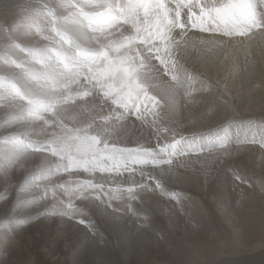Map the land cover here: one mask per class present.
<instances>
[{"label": "bare ground", "instance_id": "obj_1", "mask_svg": "<svg viewBox=\"0 0 264 264\" xmlns=\"http://www.w3.org/2000/svg\"><path fill=\"white\" fill-rule=\"evenodd\" d=\"M61 9L53 5V0H0V169L4 157L14 154L17 140L30 143L28 136L21 134L24 128L16 122L13 106H9L5 113L1 109H6L5 96L11 99L14 89L31 81L27 58L29 51L23 46L29 41V26L39 19L46 28V34L50 32L68 43L62 39L67 32L63 26L65 14ZM19 20L20 24L17 23ZM31 27L34 29V26ZM122 27L131 31L130 25ZM5 32L10 38H5ZM201 35L208 36L207 33ZM217 36L225 44L224 49L200 52L188 48L186 53L181 52V63L197 80L186 81L178 89L169 118H156L153 125L152 115H147V123H142L133 114L127 121V127L110 129L113 138L109 141L121 147L144 145L155 148L157 137L161 144L172 139L169 132L157 131V128H170L193 140L196 146H207L211 141L215 145L213 150L210 152L205 147V150L197 151L193 148L188 150L187 155L176 157L173 161L175 173L162 181L163 191L150 182L148 190H134L135 199H130L128 193L124 192L121 199L111 200V207L107 208L108 197L101 193V200L105 201L101 203L95 199L97 193L92 190L86 194L88 199H73L76 207L84 209L82 218L86 223H96L111 233L125 227H143L145 237L153 240L162 238L168 249L173 246L175 238L187 246L186 251L190 250L193 241L198 242L192 248L196 257H188L187 264H247L250 255H254L253 258L264 257V190L261 187L264 185V148L260 141L264 136V37L259 34L254 37ZM50 48L44 46L34 51L39 64L42 65L41 60L45 59L43 68L46 63L51 65L57 57ZM154 63L158 65V61ZM160 79L170 82V77L163 75L162 68ZM49 82L52 83L51 80ZM189 87L191 95L186 94ZM72 95L74 101L62 106L75 107L77 111L84 109L81 118L101 111V101L94 97L91 96L92 100L89 101V96ZM102 110L107 114L109 108L104 106ZM115 123L119 125L124 122ZM68 124L72 126V122ZM28 127L32 140H41L36 132V124ZM222 141L227 144L223 149L219 148ZM38 153L29 156L20 166L9 167L7 176L0 170V201L5 202V206L0 207V219L5 214L12 221H5L4 225L12 223L14 227L0 228V264H29L31 257L32 264L34 258L41 259L44 264H98L95 259H90L101 250L97 247V241L86 239L73 226L80 217L43 214L56 204L57 199L65 204L69 199L64 197L61 189L48 188L45 195V191L37 189L39 184H29V173L37 163ZM181 164L184 166H178ZM205 167L207 172L204 171ZM146 170L153 172V175L159 174V168L146 166ZM15 173L23 179L20 185L13 181ZM237 176L241 179H237ZM78 179H92L94 183L101 180L107 192L117 187L127 189L132 186L133 180L139 181L140 176L138 172L133 179H129L126 172L119 175L100 172L89 175L83 172L80 177L70 181ZM45 185L51 187L52 183L46 182ZM172 194L176 199H172ZM42 195L44 199H39ZM30 215L31 219L42 218L45 223V231L39 240H35V257L30 256L31 247L34 246L27 225ZM17 223L19 225L15 226ZM20 224L26 227L20 228ZM0 225L3 226V223ZM213 225L225 228L227 237L216 242L215 239H206L211 231L205 230L202 235L196 232L198 228ZM146 229L152 230L153 237L144 232ZM213 234L211 236H215V231ZM139 249V260L143 258V262L136 260L133 264H148L150 249L144 244ZM152 264L159 263L155 260Z\"/></svg>", "mask_w": 264, "mask_h": 264}, {"label": "snow or ice", "instance_id": "obj_2", "mask_svg": "<svg viewBox=\"0 0 264 264\" xmlns=\"http://www.w3.org/2000/svg\"><path fill=\"white\" fill-rule=\"evenodd\" d=\"M58 7L65 14L63 26L67 35L62 39L68 41L71 53L61 58L72 67L61 77L46 63L41 73L31 74L30 82L14 89L11 99L5 96L6 107L13 106L16 122L24 128L21 134L28 136L30 143L17 140L14 154L4 157L0 170L7 176L9 167L22 165L37 152H48L58 158L59 162H54L57 172L82 170L89 175L126 172L129 179L139 173L140 180H133L127 189L117 187L107 192L101 180L95 183L92 179L76 180L69 181V186L58 185L69 196L68 202L57 199L43 214L80 217L78 222L83 224L84 209L76 207L73 199H88L86 194L92 190L101 203H105L101 193L108 197L107 208L111 207V200L121 199L124 192L135 199L134 190H148L150 182L163 191L162 181L175 173L176 157L187 155L193 148L213 150L215 145L211 141L207 146H196L193 140L170 128H157V131L169 132L172 139L161 144L157 137L155 148L121 147L109 143L113 138L110 129L127 127L133 114L142 123H147L146 116L152 115L153 125L156 118H169L178 89L186 81L197 80L181 63V52L186 53L188 48L200 52L224 49L225 44L217 34L264 37V0H120L119 3L117 0H64ZM123 25H130L131 31ZM204 33L208 36L201 35ZM4 36L10 38L7 32ZM161 68L170 82L160 79ZM59 84L63 88L54 86ZM72 85L80 89L77 95L101 101V111L81 118L84 109L63 107L74 101ZM186 94L191 95V87ZM104 106L109 108L107 114L102 110ZM37 121L45 135L43 141H33L30 135L28 126ZM115 121L124 123L117 125ZM68 122H72L71 127ZM260 141L264 148V136ZM226 146V142L219 143L221 149ZM44 159L47 163V157ZM146 166L159 168V174L153 175ZM204 171L207 172L206 167ZM237 179L241 178L237 176ZM261 187L264 190V185ZM53 198L56 199L55 193ZM39 199H44V195ZM172 199H176L175 194Z\"/></svg>", "mask_w": 264, "mask_h": 264}, {"label": "rangeland", "instance_id": "obj_3", "mask_svg": "<svg viewBox=\"0 0 264 264\" xmlns=\"http://www.w3.org/2000/svg\"><path fill=\"white\" fill-rule=\"evenodd\" d=\"M30 3H31V1H29V5H30ZM60 4H61V1L53 0V5L55 7L59 8L58 5H60ZM61 12H64L63 9H61ZM17 23L20 24L21 21L19 20ZM30 25L34 26V29L31 26H29L31 28V29H29V41L27 43H23V46L25 48H27L29 51V54L27 57L28 58V72H31L30 74H34V73L39 74L44 70L43 63H44L45 59L41 60L42 65L39 64V62L34 57V51L36 49H40L44 46H49V47H51L50 50H52L56 54H58V53L60 54V55H57V57L51 62V66H52V68H55L56 72L59 73L60 76L62 77L63 74L65 72H67L69 68L72 67L71 64H68L66 60H63L61 58L65 55H67L68 53L71 54L68 51V43H64L65 41L60 40L57 35L54 36L50 32H47V34H46V28L43 26L42 22L39 21V19H37L36 22L31 23ZM10 28H12V26ZM65 46H66V50L64 49ZM65 65H67V67H65ZM49 71H51V69H49ZM58 86H59V88H62L63 84H59L56 87H58ZM79 92H80V89L76 85H72V94H77ZM65 95H67V92H65ZM88 98H89V101L92 100L91 96H89ZM8 107H6V109L4 107H2L1 109L4 112V111H7ZM35 124H36V132H37L38 136L41 138L42 141L45 140V135L41 133L40 122L37 121ZM45 127L47 128L48 126H45ZM57 131H58V129H57ZM44 157H47V163H46ZM54 162H56V163L59 162L57 157H52L51 154L48 152H43V153L39 152L38 157H37V163L31 167V172L29 173V184L30 183L32 185H38L39 184L40 187H38L37 189H40L43 191H45V189H48V188H50L51 190L61 189L63 191V188L58 187V185L69 186V181L72 178L80 177L83 174L82 170L81 171H72V172H64V171L57 172ZM13 181H14V183H18L20 185L23 182V179L21 178V176H19L17 173H15L13 175ZM46 182H51L52 183L51 187H47L45 185ZM64 197L66 199H69V196L66 193H64ZM3 205L5 206V202L0 201V207L3 208ZM29 214H30V211H29ZM31 218H32V216L30 215L29 216V224H27L29 226V231L31 230V233L33 236L32 242L34 243V246L31 247L30 256L35 257V255H34V253L36 254V252H35L36 248L35 247H37L35 240H39L38 238L40 237L41 233L45 231V223H44L42 218H39L38 220H33ZM5 221L11 222L12 220L4 214L2 216V218L0 219V224L3 223V226L0 225V228L4 229L5 226H9L10 229L14 228L12 223L10 225H4ZM18 225H19V223L15 224V226H18ZM88 225L89 224L86 222L83 224L82 223L79 224V222H78L77 224H74L73 226L76 228L77 231L82 232L86 239L92 240L95 242L97 241L96 242L98 245L97 247H99L101 250H99V252L96 254V257H90V259L91 258L95 259L98 264H133L134 262H136V260H139V258H140V256H139V250L140 249L139 248H140V245H142V244H144L145 246H148V248L150 249V254H149L150 260H149L148 264H152V262L155 260L159 264H168V262H170L171 264H187L188 260H189L188 257H191V258L196 257V255L194 254V251L192 249L193 247H195L198 244V242H196V241H193L192 246L190 247V250L186 251L185 247H187V246H184L182 243H179L177 239L173 238L174 239L173 246H170V248L168 249L166 247L167 243L165 241H163L162 238L159 237L158 239L153 240V239H149V238L145 237L142 234L143 227L121 228V229H118V231H117L118 234H117V233H111L109 230H106L105 228L96 225V223L90 224L91 227H89ZM25 227L26 226H23L22 224H20V228H25ZM210 227L209 228H198L196 230V232H197V234L202 235L205 230L209 233L211 231L212 232L211 234H213V232L215 231V236H216V233L218 232L216 237L213 236L214 234L212 236H211V234H207V236H206V239H208V238H209V240L215 239L216 242H219L220 238H224V237L226 238L227 237L226 233L228 231H226L225 228L222 229L218 225L217 226L213 225ZM146 230L147 231H144V232H146L149 236L153 237L151 234L152 230L151 229H146ZM112 234L113 235L115 234V235L113 236ZM199 239H202V238H199ZM133 240H135V241H133ZM139 241H141V242L139 243ZM222 242L223 241H221L220 243H222ZM131 243H132V245H131ZM109 245H110V247H109ZM134 245H136V246H134ZM102 248H103V250H102ZM122 248H125V249H122ZM95 250H97V249H95ZM77 255L79 256V253H77ZM92 255H93V253H92ZM11 257L14 258L12 255H11ZM253 257H254V255L249 256L250 262L247 264H264V257L263 258H257V257L253 258ZM31 258L29 259L30 260L29 264H32ZM23 259L25 260L26 258H23ZM142 259L139 260V263L143 262ZM9 260H11V259H9ZM34 261L35 262H33V264H44V263H42L41 259H35L34 258ZM229 264H235V263L231 262Z\"/></svg>", "mask_w": 264, "mask_h": 264}]
</instances>
